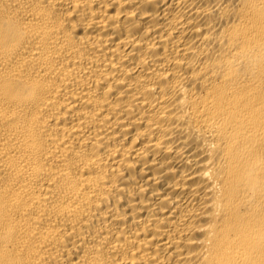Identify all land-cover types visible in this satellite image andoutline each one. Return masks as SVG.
Listing matches in <instances>:
<instances>
[{
	"label": "bare ground",
	"instance_id": "obj_1",
	"mask_svg": "<svg viewBox=\"0 0 264 264\" xmlns=\"http://www.w3.org/2000/svg\"><path fill=\"white\" fill-rule=\"evenodd\" d=\"M0 264H264V0H0Z\"/></svg>",
	"mask_w": 264,
	"mask_h": 264
}]
</instances>
